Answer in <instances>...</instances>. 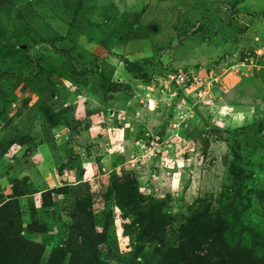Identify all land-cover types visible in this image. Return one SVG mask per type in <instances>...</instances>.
Instances as JSON below:
<instances>
[{
    "label": "rangeland",
    "instance_id": "374dc122",
    "mask_svg": "<svg viewBox=\"0 0 264 264\" xmlns=\"http://www.w3.org/2000/svg\"><path fill=\"white\" fill-rule=\"evenodd\" d=\"M12 200L41 264L56 247L67 264L87 214L99 264H157L182 227L200 238L218 217L229 249L261 259L264 0H0V207Z\"/></svg>",
    "mask_w": 264,
    "mask_h": 264
},
{
    "label": "trees",
    "instance_id": "16d2710c",
    "mask_svg": "<svg viewBox=\"0 0 264 264\" xmlns=\"http://www.w3.org/2000/svg\"><path fill=\"white\" fill-rule=\"evenodd\" d=\"M63 189L64 187L59 192L63 193ZM41 196L43 207L47 206L51 193L47 191ZM85 202L83 200L78 209L82 208L81 205L86 207ZM15 203L16 200H12L0 207V264H41L45 247L20 235V215ZM91 220L90 214L80 216L74 229L77 236L69 248L67 264H99L97 249L104 241V234L95 233ZM208 220L209 231L202 237L189 233L184 235L182 229L185 227H182L179 243L175 248L167 250L165 255H160L155 250L159 259L157 264H264V256L257 259L227 247L229 225L224 219L218 217ZM140 226L143 239L151 236L153 240H161L159 243L163 244V225L157 219L146 218L145 224ZM193 226L190 222L189 228ZM44 230V226L32 224L31 231L41 234ZM66 257L65 251L56 247L50 251L45 264H64Z\"/></svg>",
    "mask_w": 264,
    "mask_h": 264
},
{
    "label": "bare ground",
    "instance_id": "6f19581e",
    "mask_svg": "<svg viewBox=\"0 0 264 264\" xmlns=\"http://www.w3.org/2000/svg\"><path fill=\"white\" fill-rule=\"evenodd\" d=\"M152 111V110H151Z\"/></svg>",
    "mask_w": 264,
    "mask_h": 264
}]
</instances>
